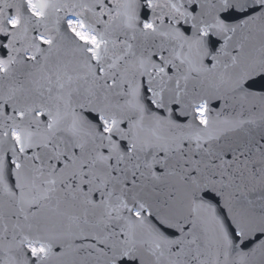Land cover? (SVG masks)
<instances>
[{
  "label": "snow or ice",
  "instance_id": "6c2138e0",
  "mask_svg": "<svg viewBox=\"0 0 264 264\" xmlns=\"http://www.w3.org/2000/svg\"><path fill=\"white\" fill-rule=\"evenodd\" d=\"M0 264H264V0H0Z\"/></svg>",
  "mask_w": 264,
  "mask_h": 264
},
{
  "label": "water",
  "instance_id": "95a60500",
  "mask_svg": "<svg viewBox=\"0 0 264 264\" xmlns=\"http://www.w3.org/2000/svg\"><path fill=\"white\" fill-rule=\"evenodd\" d=\"M212 106H213L214 108H218V105H217L216 102H214Z\"/></svg>",
  "mask_w": 264,
  "mask_h": 264
}]
</instances>
